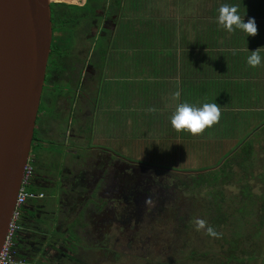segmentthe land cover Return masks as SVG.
I'll return each mask as SVG.
<instances>
[{
  "label": "crops",
  "instance_id": "0c3cea01",
  "mask_svg": "<svg viewBox=\"0 0 264 264\" xmlns=\"http://www.w3.org/2000/svg\"><path fill=\"white\" fill-rule=\"evenodd\" d=\"M51 1L59 22L70 18L86 25V104L90 111L89 138L93 140L88 144V164H106L108 169L110 161L121 163L115 144L119 147L128 140L127 134L140 136L145 132L153 137L157 134L156 138L168 131L175 136L190 134L185 129L177 131L169 122L180 102L197 107L204 102L217 103L218 122L200 133L247 134L254 159L264 158V0ZM222 3L236 4L245 21L253 17L256 35L246 36L238 30L228 32L219 26L217 8ZM97 41L103 46L98 47ZM255 49L261 54V64L250 67L246 57ZM176 91L180 92L178 99L173 98ZM46 111L43 101L40 116ZM35 128L39 129L40 124ZM71 129L78 133L77 128ZM175 136L171 140L182 150L183 137L175 140L179 137ZM79 142L82 139H78L77 146H70L75 149L72 156L80 157L75 165L81 169L83 146L79 147ZM260 144L262 149L258 150ZM105 169L98 175L94 195L104 187L101 181ZM96 198L95 204L91 197L82 205L78 203L71 213L61 206L59 216L68 223L71 215L75 225L74 230L69 224L59 231L63 238L62 254L69 251L70 238L78 246L84 239L83 251H88L93 235L86 206L94 208L97 204L95 211L103 213L107 204L104 196ZM76 230L82 234L80 239L73 232Z\"/></svg>",
  "mask_w": 264,
  "mask_h": 264
},
{
  "label": "flooded vegetation",
  "instance_id": "af4514ba",
  "mask_svg": "<svg viewBox=\"0 0 264 264\" xmlns=\"http://www.w3.org/2000/svg\"><path fill=\"white\" fill-rule=\"evenodd\" d=\"M55 21L52 42L59 40V45L52 54L49 53L40 100V104L45 101L47 111L41 116L38 113L36 124H40V128H36V134L41 136H33L29 152V156L41 162L40 169H34L30 184L36 190L47 191L48 197L44 194L42 198L26 201L20 221L24 215L25 219L27 216L29 229L20 227L13 249L15 257L28 264H112L119 258L117 251L121 253L130 246L139 251L148 248L147 245H156L153 229L148 226L154 219L165 217L169 208L180 204L174 198V192L179 187H175L174 179L169 175L156 174L142 166L110 161L109 168L105 169L106 164L101 167L95 163L88 164L91 156L87 143L90 111L86 104L87 53L79 38L82 30L77 32L81 22L71 20L64 30L57 15ZM64 35L69 37V43L61 48V37ZM92 56L91 51L88 54L89 61ZM74 127L78 130L77 134L70 131ZM54 130L58 133L55 134ZM78 139L86 143L82 149L81 169L75 165L80 157L76 154V158L72 156L75 149L70 146H77ZM63 144L67 146L63 148ZM104 169L101 181L104 187L94 195L98 175ZM51 190H56L60 198L56 211L53 209L55 204L44 203L52 200L49 195ZM101 195L107 201L103 213L95 211L97 204L94 208L86 206V218L91 224L93 235L92 244L88 246V251H84L89 262L80 254L81 247L71 238L67 243L69 251L62 254L57 242L59 233L56 222L59 225L61 206L67 207L66 210L71 213L78 203L82 205L91 196L96 198ZM73 221L70 215L68 223L72 224V230L75 229ZM74 248L80 249V252Z\"/></svg>",
  "mask_w": 264,
  "mask_h": 264
},
{
  "label": "rangeland",
  "instance_id": "374dc122",
  "mask_svg": "<svg viewBox=\"0 0 264 264\" xmlns=\"http://www.w3.org/2000/svg\"><path fill=\"white\" fill-rule=\"evenodd\" d=\"M85 26L83 24V27H77L78 33L82 30L79 34L82 44H85V30H83ZM97 46L101 47L103 44L97 41ZM54 132L55 134L58 133L57 130H54ZM36 133L35 128V136H41ZM142 134L140 136H137V133L133 136L127 134L128 140L123 141L119 147L118 143L115 144L117 146V157L121 158L119 161L128 165L142 166L146 170L160 175L163 174V176L169 175L174 179L175 187H179L174 192V198L180 204L177 207L169 208V212L165 217L154 219L148 226L153 229V240L156 245H147L144 240V246L147 245L148 248L137 250L138 253L134 246H130L128 250L121 251V253L117 251L119 258L112 264H221L225 262L228 255L227 241L236 237V233L239 240H241V244L235 250V256L241 257L242 251L246 255L241 257V262L233 259L228 264H261L260 257L264 250L263 157L252 160L256 168L253 169V175L248 177V181L233 179L232 183L223 186L224 201L222 209L230 221H228L229 219L226 220L223 225L215 230L220 233L219 238L208 236L203 229L197 231L193 225V219L200 218L206 221V225L212 227L211 220L215 214L214 206L207 197L208 188L203 184L195 185L198 174H206L217 169L226 159L238 158L240 155L237 153V149L235 152L233 151V147L244 133H190L176 134L175 136L171 131H168L161 138H156L157 134H154V137L145 132ZM173 136H179L175 140L183 137L182 144L184 146L182 150H178V146L171 140L174 139ZM91 141L93 140L90 137L88 144H91ZM78 145L82 147L86 143L79 142ZM175 148L177 151H174ZM260 149H262L261 144L258 147V150ZM228 151H230V154L224 157ZM262 155L264 156V154ZM30 159L33 160L34 169H40L41 162L31 156ZM234 163H236V160ZM235 170L237 171L238 168L234 167ZM246 182L251 188V197H253L251 201L243 195ZM43 193L48 197L47 191ZM49 195L52 200H46L44 203L55 204L53 209L56 211L60 200L58 193L56 190H51ZM91 200H95V197L91 196ZM239 207H243L245 212L238 213L237 209ZM56 222L59 229L58 233L71 224L70 222L67 223L66 218H62V216L59 225L57 220ZM50 232L56 234L55 231ZM73 232L80 239L79 235L82 236V234H79L78 230ZM57 238L60 245L63 238H60V234ZM84 243L83 239V242L79 244L82 249L80 254L86 258L85 250L83 251ZM74 249L77 250L78 248ZM85 260L89 262L87 258Z\"/></svg>",
  "mask_w": 264,
  "mask_h": 264
},
{
  "label": "water",
  "instance_id": "95a60500",
  "mask_svg": "<svg viewBox=\"0 0 264 264\" xmlns=\"http://www.w3.org/2000/svg\"><path fill=\"white\" fill-rule=\"evenodd\" d=\"M51 0H0V250L29 157L52 42Z\"/></svg>",
  "mask_w": 264,
  "mask_h": 264
},
{
  "label": "trees",
  "instance_id": "16d2710c",
  "mask_svg": "<svg viewBox=\"0 0 264 264\" xmlns=\"http://www.w3.org/2000/svg\"><path fill=\"white\" fill-rule=\"evenodd\" d=\"M50 7H51L52 28L54 30L53 25H54V22H56L55 15L57 12L54 2L51 1ZM70 21H71L70 18H64L63 21L60 22L62 29L66 30V24H68ZM61 42H62L61 48L65 47V45L69 43V37L64 35L63 37H61ZM58 45H59V40L56 43L54 41L52 42L51 51H50L51 54L54 52V48L55 47L57 48ZM58 49L60 50V48ZM39 109H38V113H39ZM34 135H35V132H34ZM236 149H237V153L240 155L238 158L234 157V159H228V160L226 159V161L222 162L220 167H217V169L212 170L206 174H198L197 180L195 181V185L203 184L204 186L208 188L207 197L209 198L208 200L213 204L214 210H215V214L213 216L214 218H212L211 220L212 227L214 228V230L219 228L221 225H223L226 222V220L229 219L228 217H226L225 211H223L222 209V203L224 201V192L222 191L223 186L229 185L230 182L232 183L233 179H237V180L245 179L246 181H248V177L253 175L254 170L256 168L254 167L253 162H252V160L254 159L253 157L254 152L252 151V148H249V144L247 143V134H243L238 139L235 146L233 147V151L235 152ZM229 154H230V151L225 153L224 157L228 156ZM235 160H236V163H234ZM234 167L238 168V170L234 171ZM29 189L31 191L33 190L34 192L44 191V190H36V188L32 187L31 184L29 186ZM250 190L251 188L249 187L248 182H246L244 189H243V193H244L243 195L245 197H248V200L250 199L251 201L253 197H251L252 193L250 192ZM262 209L264 211V202L262 205ZM237 210H238L237 211L238 213L245 212V209L243 207H239ZM24 212H25V208L23 206L21 208V215ZM24 217L23 219H21V221L19 220L20 227H22V229L27 230L29 229V220L27 216H26V219ZM228 221H230V219ZM240 244H241V240H239L238 234L236 233V237H233L227 241L228 255H227L225 262L221 264H228V262H230L233 259H237L236 260L237 262L242 261L241 257L246 255L244 251H242L241 257L235 256V250L238 248ZM262 253L263 254L260 257L261 264H264V250Z\"/></svg>",
  "mask_w": 264,
  "mask_h": 264
},
{
  "label": "clouds",
  "instance_id": "9594fccd",
  "mask_svg": "<svg viewBox=\"0 0 264 264\" xmlns=\"http://www.w3.org/2000/svg\"><path fill=\"white\" fill-rule=\"evenodd\" d=\"M216 22L222 26L226 31H241L246 33V36H255L257 33L256 22L253 17H249L247 21L243 19L238 6L236 4L222 3L217 8ZM236 50H233L235 54ZM261 54L258 50L250 51L246 57V63L250 67H256L261 64ZM179 91L173 93V98L178 99ZM40 106V104H39ZM155 111V109H149ZM220 118V108L215 102H204L199 107L189 104L187 102L177 103L172 111L169 122L170 125L177 131L185 129L192 134H198L204 130L205 127H211L218 122ZM30 158V156L28 157ZM42 192L43 191H35ZM44 194V193H43ZM193 225L197 231L203 229L210 237L219 238L220 233L216 232L213 227L206 225V221L200 218L193 219Z\"/></svg>",
  "mask_w": 264,
  "mask_h": 264
},
{
  "label": "built area",
  "instance_id": "2783aa9c",
  "mask_svg": "<svg viewBox=\"0 0 264 264\" xmlns=\"http://www.w3.org/2000/svg\"><path fill=\"white\" fill-rule=\"evenodd\" d=\"M34 171L33 160L28 158L24 166L21 184L18 190L16 205L12 213V218L8 224L6 236L0 250V264H28L27 262L17 259L14 253L15 236L20 229L21 208L27 200L33 198H42V192H34L29 189L30 178Z\"/></svg>",
  "mask_w": 264,
  "mask_h": 264
}]
</instances>
